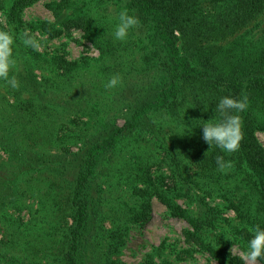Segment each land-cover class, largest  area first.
Instances as JSON below:
<instances>
[{"label": "trees", "instance_id": "trees-1", "mask_svg": "<svg viewBox=\"0 0 264 264\" xmlns=\"http://www.w3.org/2000/svg\"><path fill=\"white\" fill-rule=\"evenodd\" d=\"M25 1L19 0L21 7ZM47 8L57 19L71 10L61 18L63 28L80 30L99 57L80 65L36 53L33 67L46 64L49 77H19L16 89L0 80V146L15 162L0 170V187L13 204L24 196L37 199L42 212L52 214L58 238L26 264H118L112 258L126 224L148 219L152 196L187 222L184 239L190 245L218 264H244L230 247L245 250L249 229H264V148L254 135L264 131V37H227L263 17L264 0H59ZM122 9L140 24L117 41L112 33ZM12 24L23 26L17 19ZM39 24L28 27L47 35L59 31ZM114 75L121 83L106 89ZM2 89L16 94L12 103ZM242 95L247 108L233 112L241 119L238 150L208 148L202 121L221 119L215 110L221 97ZM176 123L178 147L168 137ZM38 124H44L42 139L60 152L27 150L26 137L40 131ZM12 132L24 138L22 144ZM147 145L151 151L143 152ZM119 152L127 158L113 165ZM217 156L232 167L219 171ZM213 195L221 199L215 207L240 218L230 229L208 202ZM176 200L196 204L195 211ZM10 228L8 251L17 238ZM258 261L264 264V258Z\"/></svg>", "mask_w": 264, "mask_h": 264}, {"label": "rangeland", "instance_id": "rangeland-1", "mask_svg": "<svg viewBox=\"0 0 264 264\" xmlns=\"http://www.w3.org/2000/svg\"><path fill=\"white\" fill-rule=\"evenodd\" d=\"M26 1L28 4L21 7L23 4H20L19 0H0V30L11 31L16 37L13 45L16 65L9 72L10 77L15 76L16 79L22 77L24 80L28 77H32L33 81H40L42 77H49L50 72L46 68V64H44L41 69L33 67L32 59L36 53L44 56L47 60L58 57L68 63L76 62L80 65H82L84 59H97L99 57L98 49L89 40L83 37V33L80 30H66V28H63L61 18L64 19L68 17L71 10H65L63 12L64 15L57 19L47 8L48 4L59 0ZM17 4L21 7L20 12H15L14 7H16ZM107 9L110 8L107 7ZM111 10H113V7ZM100 12L104 14L103 9H101ZM15 19L23 26L17 28V25L12 24ZM111 19L114 20L113 17ZM40 22H48L50 25H54V28L59 30L58 33L53 35L41 34L37 28L31 30V28L28 27L30 24L32 27H37ZM25 31L40 40L42 47L38 51L26 48L20 42L19 37ZM243 33L246 34L248 38L254 40L264 37V16L251 22L237 35L227 37V40H233ZM91 63L92 66L95 65V62ZM95 68L99 69V67ZM56 71L58 73L63 72L59 67ZM82 88V86H79L76 90ZM1 93L6 96V100L10 103L14 101L16 96L15 93H10L11 95L7 94L8 92H5L3 89ZM108 94L113 95V92L110 90ZM43 125L44 124L40 126V124H38V127L40 126V131L38 133L34 132L33 135L26 137V144L24 145L23 143V145L27 146L29 152H45L47 156L48 154L55 155V152L60 151L57 150L52 142L42 139L44 135L42 134L44 132ZM168 132L169 139L173 145L178 147V123L170 126V131ZM12 134L18 137V143H21L20 140L24 139L23 137L19 138L17 132H12ZM8 135H11V131ZM254 135L264 148V131L256 130ZM151 148L150 145H147L143 152H150ZM72 150L75 151L76 148L72 147ZM126 158L127 155L125 152H119L113 165H122L123 159ZM5 165H15V162L9 159L8 154L5 153L2 146H0V170H2ZM4 191H6V189L0 187V264H20V261L21 264H26L29 256L43 254L45 251H49L50 248L55 246L58 238L54 218L51 213L48 212L49 214H45L42 212L40 203L37 199L30 198L29 196L20 197L17 203L19 205L18 207L17 204L10 203V197L5 196L3 194ZM124 198L129 200L127 195L122 197V199ZM176 202L182 207L187 206L192 211H195L196 204L185 205L183 200H176ZM208 202L211 204V207L219 212L217 216L224 222L227 221L225 226L230 224L228 229H230L232 224L240 221V218L236 216L234 211L223 206H214L216 204H221V199L218 196L213 195L209 197ZM4 206L8 208L3 209ZM149 206L150 212L147 220L127 222L126 232L123 236L124 242L118 247V251L116 253L114 252L113 260H116L118 264H218L207 251H200L196 245H190L184 239V232L189 229V225L185 220L171 216L166 206L156 197L152 196L150 198ZM4 217L8 219V222L3 220ZM61 222L63 223V219ZM11 224H13L15 227L14 229H16V231H14L17 234V238L14 240V245L11 246L12 249L8 251L4 247V243H7L9 240L8 232L11 229ZM106 228H109L107 223ZM207 233L208 237L211 238L210 232L208 231ZM48 238L51 240L50 244H48ZM243 238L246 237L242 234L241 239ZM231 248L233 249L232 252ZM6 251L10 252V254L7 253L3 255ZM229 251L232 255H236L241 259L239 253L242 250L236 245L230 247ZM257 264L261 263L257 261Z\"/></svg>", "mask_w": 264, "mask_h": 264}, {"label": "clouds", "instance_id": "clouds-1", "mask_svg": "<svg viewBox=\"0 0 264 264\" xmlns=\"http://www.w3.org/2000/svg\"><path fill=\"white\" fill-rule=\"evenodd\" d=\"M117 24L113 30V37L117 41L127 39L130 29L139 26L140 21L134 15H130L127 9H122L117 16ZM20 42L33 51H38L42 45L33 35L27 31L19 37ZM16 37L11 31L0 30V80L13 89L19 87V82L15 76H9V72L15 67L16 60L13 53V45ZM121 83L118 75L112 76L105 84L106 89L117 87ZM247 108V96L242 95L240 99L230 96H224L219 99L216 105V112L219 113L221 119L215 121L212 119L207 122L202 121V139L210 148L215 145L223 152H235L239 148L241 135V119L239 115L233 112H240ZM206 154V153H205ZM218 170L224 172L232 167L231 162H225L223 156L216 157ZM249 231L252 233V238L248 241L247 248L240 251L239 255L244 264H257V261L264 258V229L259 225L252 226ZM231 248V252H232Z\"/></svg>", "mask_w": 264, "mask_h": 264}]
</instances>
